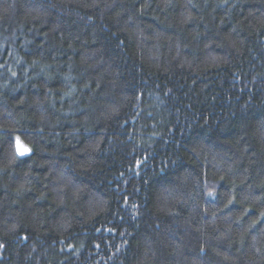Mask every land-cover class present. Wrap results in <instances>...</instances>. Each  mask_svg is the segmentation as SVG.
Instances as JSON below:
<instances>
[{"label": "trees", "instance_id": "1", "mask_svg": "<svg viewBox=\"0 0 264 264\" xmlns=\"http://www.w3.org/2000/svg\"><path fill=\"white\" fill-rule=\"evenodd\" d=\"M0 264H264V0H0Z\"/></svg>", "mask_w": 264, "mask_h": 264}, {"label": "snow or ice", "instance_id": "2", "mask_svg": "<svg viewBox=\"0 0 264 264\" xmlns=\"http://www.w3.org/2000/svg\"><path fill=\"white\" fill-rule=\"evenodd\" d=\"M16 140H17V152L19 155L23 156L30 151V149L28 147L24 146L20 142L19 137H17Z\"/></svg>", "mask_w": 264, "mask_h": 264}, {"label": "rangeland", "instance_id": "3", "mask_svg": "<svg viewBox=\"0 0 264 264\" xmlns=\"http://www.w3.org/2000/svg\"><path fill=\"white\" fill-rule=\"evenodd\" d=\"M21 142V141H20ZM22 143V142H21ZM15 147H16V151H17V140L15 139ZM18 153V152H17ZM30 151L28 153H26L25 155L29 154ZM19 155V154H18ZM21 156V155H20Z\"/></svg>", "mask_w": 264, "mask_h": 264}]
</instances>
